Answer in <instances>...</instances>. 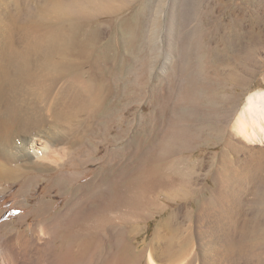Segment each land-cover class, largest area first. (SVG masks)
<instances>
[{
	"label": "bare ground",
	"instance_id": "obj_1",
	"mask_svg": "<svg viewBox=\"0 0 264 264\" xmlns=\"http://www.w3.org/2000/svg\"><path fill=\"white\" fill-rule=\"evenodd\" d=\"M43 1L34 10H27L22 23L13 16L8 35L3 33L6 23L0 17V181H20V189L24 190L37 178L33 172L60 170L54 183L69 198L57 214L38 220L42 226H48L46 231L52 236L54 256L60 264L93 263L101 244L98 240L103 229L101 220L108 207L125 203L133 216L152 198L170 199L178 189L184 190L187 184L197 182L196 169L203 163L187 158L184 153L211 136L214 142L223 143L219 155L206 162L212 186L193 189L191 196L196 208L190 204L191 211L185 208L184 212L186 216L198 217L207 214L216 202L221 212H225L228 185L238 180L227 152L238 151L239 147L225 138V129L221 128V122L230 113L228 105L235 97L226 87L227 77L222 72L225 69L218 67L223 50L217 45L224 40L228 50L237 46L244 34L241 6L256 0H239L229 6L225 19L213 13L219 4L226 1L229 4V0H174L168 8L169 18L179 27L180 53L175 54L168 66L169 80L164 82L165 78H160V83L152 87L148 65L158 62L159 54L155 53L157 41L148 26L150 22L160 26L161 20L158 17L150 20L148 15L156 0ZM163 3L158 1L157 8L161 9ZM125 10L129 11L121 16ZM97 15L107 19L101 22ZM80 29L87 33L83 40H77ZM209 32L213 38L202 41ZM15 33L20 34L19 38ZM252 42L253 50L260 49L259 42ZM177 43L166 41L161 51L175 53ZM76 50L80 52L76 59L67 56ZM164 60L160 62L162 67ZM238 60L246 69L257 62L248 53ZM229 64L235 66L232 60ZM216 73V82L209 81L211 74ZM219 73L223 77H218ZM122 99L129 102L144 99L150 105L148 112L135 114V121H127L125 127L121 124L119 136L133 130L128 151L106 148V153L97 160L100 166L97 174L83 186L69 185L73 172L64 168L81 163L75 153L82 150L88 138L83 133L76 141L77 147L74 143L60 146L64 137L60 135L58 122H67L72 110L90 105H96L93 114L96 122L109 118ZM232 126L234 133L250 144L264 145V88L246 96ZM110 140L112 137L107 141ZM258 154L252 156L254 166L249 165L254 172L247 171L256 183L255 198L251 201L254 226L244 224L239 234L255 247L264 246V224L260 225L264 220V148ZM57 156L66 159L58 160ZM225 171L229 179L224 178ZM105 187L110 188L109 195ZM120 187L127 189L126 194L122 195ZM81 189L83 195L77 197ZM46 203L41 201L40 205L44 208ZM120 248L118 259L125 247ZM131 253L127 262L137 256L132 250ZM146 264L158 263L149 254Z\"/></svg>",
	"mask_w": 264,
	"mask_h": 264
},
{
	"label": "rangeland",
	"instance_id": "obj_2",
	"mask_svg": "<svg viewBox=\"0 0 264 264\" xmlns=\"http://www.w3.org/2000/svg\"><path fill=\"white\" fill-rule=\"evenodd\" d=\"M158 1L160 0H156L153 4L148 15L150 20L155 17L161 20L160 26L152 22L148 26L152 38L157 41L155 53L159 54L158 62L148 65L150 87L160 83V78H165L164 82L169 80L170 76L168 75L171 71H168V66L175 59V54L180 53L181 38L179 37V27L172 23L168 9L177 0H163L164 3L161 9L157 8L156 4H158ZM238 1L229 0V4L227 1V3L219 4L213 14L216 17L220 16V19H225L230 11L229 6L237 4ZM254 2L241 6L240 15L243 16L242 31L244 34L241 41L236 42H239L237 46L233 50H228L225 46L227 43L224 40H220L221 43L218 42L217 45V48L223 50L221 52L223 59L218 64V67L225 69L222 72H224L223 76L227 77L226 87L229 88V93L235 97L234 102L228 105L227 112L230 113L221 122V128L225 129V138L239 147L238 151L229 150L227 152V156L232 159L230 166L237 173L236 177L238 180L231 181L228 185L229 187L226 190L227 203L224 205L226 206L225 212H221L216 206L217 202L209 207L207 214L198 217L195 215L186 216L184 212L185 208L191 211L189 208L190 204L196 208V201L191 196L193 189L200 185H204L207 188L212 186L211 177L207 175L208 166L206 162L211 157L219 155L223 148V143L214 142L211 136L204 142L197 143L192 151L184 153L187 158L200 160L203 163V166L196 169L197 182L187 184L188 187L184 190L178 189V193L170 199L164 196L152 198L148 204L140 208L139 212L133 216L130 213V207L128 208L125 203L106 209V214L101 220L105 223L101 222L100 224L103 227L98 237L101 243L100 248L98 252L96 251L97 255L92 264H146L149 254L158 264H264V246L255 247L248 245V240L242 239L241 235H239L242 232L241 227L245 228L248 225L253 228L254 226L252 219L255 211L253 212L251 206L253 198H255L253 191L256 190L254 187L256 183L250 178V174L247 171L251 169L252 156L259 155L258 153L264 148V145L250 144L241 135L235 134L232 126L235 116L246 101V96L251 92L264 88V0H256ZM43 3V0H0V17L6 23V33L5 31L3 33L9 34L10 29L7 28L11 26L13 16H16V19L18 18V23H22L28 13V9L34 10L38 4ZM128 11L121 12V16ZM97 16V18L100 17V15ZM99 19L102 22L107 17L103 16ZM82 29H80V33H77V40H83L87 35ZM173 30L176 31L174 35ZM15 36L19 38L20 34L16 35L15 33ZM205 36L202 41L208 40L213 35L212 32H209ZM175 40L178 42L175 53L169 51V54H165L161 51L165 47L166 41L174 44ZM252 41L259 42L260 49L253 50ZM225 48L227 51L224 50ZM78 51L68 52L67 56L76 59L80 54ZM247 53L257 60L256 63L254 62L255 65L252 62L251 64L253 65L248 66L251 71H248L246 67L244 68L243 63L238 60L241 55L245 56ZM161 60L165 61L163 67H166L163 68L160 65ZM230 60L235 66H230ZM217 74H211L209 81L216 82ZM223 76L220 73L218 75V77ZM233 84H236V87ZM95 109L96 105L94 107L90 105L83 109L76 108L70 112L69 118L66 117V120L69 119L67 122H58L57 124L58 129L61 131L60 135L64 137V143L60 144V146L64 147L66 143V145L74 143L75 147H77L76 141L83 136V133L86 134V139L88 138L86 145L81 147L82 150L75 153V156L81 159V163L76 167L64 168L73 172L70 173L69 185L83 186L86 180L97 174L100 169L97 160L106 153V148L108 150L112 148L120 152H127V144L130 141L133 130H130L126 136H119L118 131L121 130V124L123 123L125 127L127 121H135V114L148 112L150 105L144 99L130 102L122 99L117 109L114 108L112 110V112H115L113 113L114 116L112 115L105 119L101 118L97 122L93 118ZM124 110L125 114H123ZM61 119H64V117ZM104 125H106V131L104 130ZM67 137L69 139H66ZM111 137L112 140L107 141ZM57 157L59 158H57L58 160L66 159L65 157ZM58 171L60 170L33 172L37 178L28 183L24 190L20 189L22 186L20 181H0V264H60L59 258L54 256L52 236L47 232L48 226H42L38 222L40 217H49L57 214L58 211L63 209L65 201L69 198L68 194L61 192L54 183V177L57 176ZM251 171L254 172L253 168ZM80 175L82 176L80 177ZM223 176L225 179H229L227 171L223 173ZM118 183H121L120 180ZM105 188L107 195H109L110 188ZM126 190L120 187L122 195ZM83 191L81 189L77 197H81ZM128 192L130 193L129 190ZM185 193L186 195H184ZM41 201H47L48 204L46 203L43 208L40 205ZM111 202L115 204L113 199ZM172 212L173 215L169 217ZM159 221H162V223L158 224ZM262 223L264 224V220L260 225ZM120 232H122V235H120ZM232 241L237 245L233 244ZM232 245L235 246L233 247ZM239 245L240 247L246 246L242 250L238 247ZM123 246L125 249L121 253L122 258L118 259V251ZM131 250L137 253V256L132 258L131 262H127V257L129 259L132 254ZM126 254L127 256H125Z\"/></svg>",
	"mask_w": 264,
	"mask_h": 264
}]
</instances>
